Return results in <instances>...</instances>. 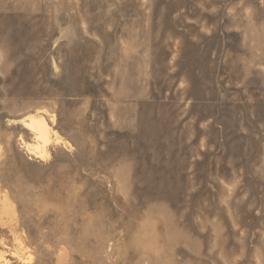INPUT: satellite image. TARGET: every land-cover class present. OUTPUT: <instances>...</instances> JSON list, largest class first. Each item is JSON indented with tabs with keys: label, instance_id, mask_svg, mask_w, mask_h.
Segmentation results:
<instances>
[{
	"label": "rangeland",
	"instance_id": "1",
	"mask_svg": "<svg viewBox=\"0 0 264 264\" xmlns=\"http://www.w3.org/2000/svg\"><path fill=\"white\" fill-rule=\"evenodd\" d=\"M0 191L9 264H264V0H0Z\"/></svg>",
	"mask_w": 264,
	"mask_h": 264
},
{
	"label": "bare ground",
	"instance_id": "2",
	"mask_svg": "<svg viewBox=\"0 0 264 264\" xmlns=\"http://www.w3.org/2000/svg\"><path fill=\"white\" fill-rule=\"evenodd\" d=\"M47 121L48 120H46V118L40 114H29L20 120L23 127L29 133H31V135L33 136L34 142H35L34 145H29V144L25 143V145H26L25 147H27V150L29 152H32L33 155L35 154L38 158H41V160L48 156L47 151L45 149V145L47 146V144L50 142V140H52V138H51L52 136H56L55 131H53L54 129L51 128V125ZM54 141H58V140L55 139ZM9 206H10V203H9L8 194L7 193H1V191H0V208H1V210L6 209L5 211L8 213V211H10L12 209L11 208L8 210ZM2 212L4 214V211H2ZM19 244L20 245L22 244L21 241ZM23 249H24V247H22V246L20 248L16 249L12 253V257L17 262H19L21 264H31V261L33 259L31 260L30 258L25 257V253L23 252L24 251ZM0 264H9L8 260L1 253H0Z\"/></svg>",
	"mask_w": 264,
	"mask_h": 264
}]
</instances>
